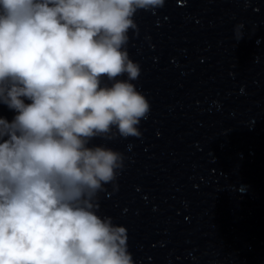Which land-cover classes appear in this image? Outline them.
Returning <instances> with one entry per match:
<instances>
[{
	"label": "clouds",
	"instance_id": "1",
	"mask_svg": "<svg viewBox=\"0 0 264 264\" xmlns=\"http://www.w3.org/2000/svg\"><path fill=\"white\" fill-rule=\"evenodd\" d=\"M164 4L0 0V103L16 113L0 117V264H135L127 228L99 214L124 154L91 142L141 135L129 31Z\"/></svg>",
	"mask_w": 264,
	"mask_h": 264
}]
</instances>
